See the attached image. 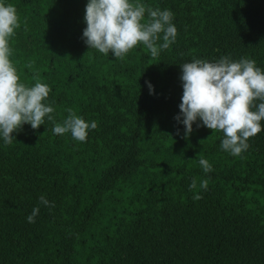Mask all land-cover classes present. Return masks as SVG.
Returning a JSON list of instances; mask_svg holds the SVG:
<instances>
[{
    "label": "trees",
    "instance_id": "obj_1",
    "mask_svg": "<svg viewBox=\"0 0 264 264\" xmlns=\"http://www.w3.org/2000/svg\"><path fill=\"white\" fill-rule=\"evenodd\" d=\"M6 2L20 81L49 85L56 122L71 108L97 127L80 142L45 119L0 140V264H264V130L233 156L222 131L194 122L185 138L174 119L179 64L230 55L264 69V0H142L172 10L176 41L122 59L84 43L87 0ZM42 194L54 206L30 223Z\"/></svg>",
    "mask_w": 264,
    "mask_h": 264
},
{
    "label": "clouds",
    "instance_id": "obj_2",
    "mask_svg": "<svg viewBox=\"0 0 264 264\" xmlns=\"http://www.w3.org/2000/svg\"><path fill=\"white\" fill-rule=\"evenodd\" d=\"M83 20L84 43L89 49L114 58L122 59L137 44H143L152 57H157L177 38L172 10L146 6L142 0H87ZM19 26L15 5L0 0V140L11 144L12 133L23 124L37 129L47 119L53 122L54 134L69 133L74 141H86L89 130L97 127L96 120H85L69 108L63 121L56 122L54 107L48 101L49 85L39 80L31 85L20 81L10 59L9 44ZM179 65L183 91L180 111L174 119L183 125L185 138L196 122L197 127L222 131L223 151L233 156L246 151L248 139L264 130V69L254 59H233L230 55L213 60L193 58ZM146 83L153 93L154 86L150 81ZM198 163L205 173L212 170L206 158L200 157ZM207 186V179H202L199 187L206 190ZM196 188L193 178L189 189ZM193 198L199 199L200 193H194ZM38 199L39 204L26 217L30 223L39 214L40 205L54 206L43 194Z\"/></svg>",
    "mask_w": 264,
    "mask_h": 264
}]
</instances>
